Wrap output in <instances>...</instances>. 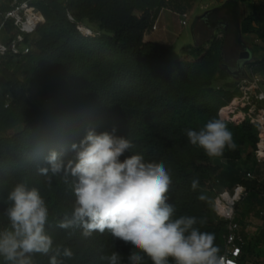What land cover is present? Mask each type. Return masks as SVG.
<instances>
[{
	"label": "trees",
	"instance_id": "1",
	"mask_svg": "<svg viewBox=\"0 0 264 264\" xmlns=\"http://www.w3.org/2000/svg\"><path fill=\"white\" fill-rule=\"evenodd\" d=\"M172 1L31 0L40 22L26 37L30 51L1 59L9 97L0 91V212L17 182L27 179L29 185L40 188L50 209L47 231L56 244L74 253L64 264H107L100 257L113 251L121 253L127 264L130 251V246L107 232L85 238L80 229L56 227L65 213L71 215L73 194L60 177H54L48 187L36 172L37 166H47L45 157L50 150L61 153L65 162L75 159L71 145L79 144L89 129L99 133L115 128L116 135L133 141L132 153L142 154L147 161H163L172 175L169 202L175 204L177 215L203 219L205 223L197 226L215 233L221 251L225 222L209 202L197 199L207 182L218 176L221 183L242 184L253 200L264 193V181L237 180L234 167L245 149L253 153L257 140L256 129L248 121H224L237 144L235 151L215 157L227 162L225 168L212 164L213 158L187 141L183 129L199 128L208 119L218 118L219 108L238 89L236 80L214 85L229 76L222 65L219 38L183 46L178 59L168 58L167 48L144 40L159 9L173 7ZM236 1L251 4V12L240 21V32L253 33L264 42V0ZM206 17L203 22L209 28ZM83 22L96 25L93 34L79 31ZM2 33L13 36L16 30L7 21ZM249 66L253 74L264 70V55ZM33 85L49 92V107L39 108L28 99L27 89ZM194 177L200 181L196 192L190 188ZM6 225V218L0 216V227ZM246 256L244 244L239 264L246 262ZM35 259L36 264H48V257L37 255ZM145 264L151 261L145 258Z\"/></svg>",
	"mask_w": 264,
	"mask_h": 264
},
{
	"label": "clouds",
	"instance_id": "2",
	"mask_svg": "<svg viewBox=\"0 0 264 264\" xmlns=\"http://www.w3.org/2000/svg\"><path fill=\"white\" fill-rule=\"evenodd\" d=\"M183 132L188 143L209 158L223 157L226 150L237 148L233 132L218 118ZM115 133V128L99 133L89 129L79 144L71 145L75 159L65 162L61 153L50 150L47 166H37L48 187L54 177H60L74 197L71 215L65 213L56 227L80 229L85 238L109 233L130 246L127 264H145V258L151 264H235L221 254L215 233L197 226L205 223L203 219L177 215L175 204L169 202L173 179L165 163L132 153L133 141ZM190 188L193 192L200 188L198 178L190 180ZM197 199L209 201L202 191ZM4 205L0 212L7 220L0 227L2 264H36L37 255L48 257V264H64L65 258L73 257V251L56 244L47 231L50 209L40 188L21 180L8 191ZM100 259L124 264L118 251Z\"/></svg>",
	"mask_w": 264,
	"mask_h": 264
},
{
	"label": "rangeland",
	"instance_id": "3",
	"mask_svg": "<svg viewBox=\"0 0 264 264\" xmlns=\"http://www.w3.org/2000/svg\"><path fill=\"white\" fill-rule=\"evenodd\" d=\"M211 1L213 0H194L193 6H187L185 11L189 17L187 25L181 26L183 33L178 37L177 41L168 49V58L178 59L181 57V49L183 46L190 45L186 40L188 33L191 30L193 22L197 15H200V7L207 5L208 9H212ZM228 4L227 7L215 14L208 16V23L210 25L209 31H202L200 36L201 43L206 42L213 36L219 38L222 42V65L228 69L229 76L224 80H216L214 85H221L224 82H234L242 74H253L249 64L256 61L264 55V42L257 39L253 33H241L239 30L240 21L243 16L251 12V4ZM84 26L90 27L93 31L96 28L93 25H88L83 22ZM203 24L199 26L198 31L204 30ZM201 28V29H200ZM200 29V30H199ZM187 33V34H186ZM199 41V44H201ZM248 53L247 59H240V54ZM235 72V76L232 73ZM262 89L264 90V70L255 73ZM20 79L23 76L17 74ZM236 77V78H235ZM0 91L6 97L9 93L6 87L5 76L0 71ZM28 99L39 108H46L51 105L49 92L39 89L36 85L29 86L27 89ZM249 149H245L241 159H239L234 167L238 170L237 180H256L258 183L264 181V165L257 164L253 160L252 151L249 150L250 156H246ZM212 164L219 168L227 167V162L224 160L213 161ZM245 171H251L255 179L246 178ZM231 182L225 181L221 183L218 176H213L204 188L205 194L209 197L210 208L213 198L214 190H224L231 188ZM264 193L258 194L256 199H250L249 194L246 195L235 207V217L238 219L244 235V244L247 245V256L244 264H264ZM223 240V236H221ZM1 264V261H0Z\"/></svg>",
	"mask_w": 264,
	"mask_h": 264
},
{
	"label": "built area",
	"instance_id": "4",
	"mask_svg": "<svg viewBox=\"0 0 264 264\" xmlns=\"http://www.w3.org/2000/svg\"><path fill=\"white\" fill-rule=\"evenodd\" d=\"M31 0H12L9 8L0 14V62L6 55L19 56L30 51L26 37L32 35L40 22L36 9L30 4ZM168 1V0H165ZM179 24H187L188 13L178 12ZM11 22L16 33L13 36L4 35L2 29L5 22ZM156 29L153 23L151 30ZM79 31L85 35L93 34L89 27L81 25ZM238 93L224 106L220 107L217 116L226 122L248 121L257 133L253 149V160L264 165V90L256 74H242L236 80ZM9 100L6 99L5 106ZM245 177L255 179L251 171H245ZM212 210L215 215L225 222L221 254L239 264L242 254L244 235L241 225L235 220V207L247 195L244 185L235 184L230 189L214 190ZM264 215V212H262Z\"/></svg>",
	"mask_w": 264,
	"mask_h": 264
},
{
	"label": "crops",
	"instance_id": "5",
	"mask_svg": "<svg viewBox=\"0 0 264 264\" xmlns=\"http://www.w3.org/2000/svg\"><path fill=\"white\" fill-rule=\"evenodd\" d=\"M193 1L194 0H173L172 1L173 7H161L157 12L155 18H153V20L151 21L149 28L145 30L143 35L144 40L152 41L158 45L167 48L168 50L171 46H173L175 41H177L178 37L183 33V29L181 27L182 25L179 24L177 13L180 10H185L187 6L189 7L193 6L192 5ZM11 2L12 0H0V14L9 8ZM235 2L237 4H240L236 0H213L210 3L211 6H213L212 9H208L207 5H202L200 7V10L201 12L203 11L204 12L201 13L200 15H197L195 21L193 22L190 32L188 34L186 33L189 38L187 39L186 37V40H188V42L190 41L192 42L188 44H199L200 41L199 35L202 34V31H209V28H207V26L203 22V17L205 15L207 16L206 18L208 19V16L210 14H215L220 11H223V9L227 7L229 3H232L233 5L236 6ZM242 5H246V4H242ZM153 23L156 24L155 30H151V26ZM201 24H203L202 28L204 30L200 28L201 30L199 29L200 31H198V28L199 26L201 27ZM91 25L96 27L95 24H91ZM201 42L202 41H200V43ZM218 160H223V159L213 158L211 159V162L213 161L217 162Z\"/></svg>",
	"mask_w": 264,
	"mask_h": 264
},
{
	"label": "water",
	"instance_id": "6",
	"mask_svg": "<svg viewBox=\"0 0 264 264\" xmlns=\"http://www.w3.org/2000/svg\"><path fill=\"white\" fill-rule=\"evenodd\" d=\"M239 57H240V59H247L248 58V53L247 52H243V53L240 54ZM235 74H236L235 72L232 73V75H234V76H235Z\"/></svg>",
	"mask_w": 264,
	"mask_h": 264
}]
</instances>
